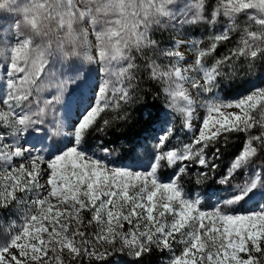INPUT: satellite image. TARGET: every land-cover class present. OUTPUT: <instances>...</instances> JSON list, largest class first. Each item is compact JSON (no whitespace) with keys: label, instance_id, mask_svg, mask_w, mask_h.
Masks as SVG:
<instances>
[{"label":"snow or ice","instance_id":"6c2138e0","mask_svg":"<svg viewBox=\"0 0 264 264\" xmlns=\"http://www.w3.org/2000/svg\"><path fill=\"white\" fill-rule=\"evenodd\" d=\"M0 21V264L105 262L115 253L144 264L156 250L170 253L168 264H264V207L240 210L264 194V86L234 100L215 94L234 59L264 60V0H0ZM190 25L213 29L206 48L181 39L161 46L158 33ZM234 33L230 54L207 65ZM182 45L193 51L191 63ZM77 62L99 65L103 78L68 129L58 105L81 80ZM142 70L189 135L170 146L178 130L162 126L151 144L131 143L132 154L149 159L138 170L112 163L114 142L95 146L102 157L90 149L93 134L111 124L102 114L134 103ZM186 84L210 94L195 126ZM157 121L149 114L146 130ZM32 133L71 139L46 156L25 139ZM233 135L241 144L214 181L217 206L205 210L183 179L190 165L201 169L198 184L216 173ZM164 167L172 169L166 180Z\"/></svg>","mask_w":264,"mask_h":264},{"label":"rangeland","instance_id":"374dc122","mask_svg":"<svg viewBox=\"0 0 264 264\" xmlns=\"http://www.w3.org/2000/svg\"><path fill=\"white\" fill-rule=\"evenodd\" d=\"M209 4H214L215 0H208ZM4 21H0L3 23ZM243 26V25H242ZM222 25H217L214 29L215 31H219ZM255 27V26H254ZM186 31H183L180 34L174 32H161L158 33V38L160 39L161 46H171L174 44L176 39L187 40L188 43H192L193 41L199 42V47L206 48L207 45L210 43L208 40V36L213 29L208 28L205 25H190L185 26ZM239 39V33L233 34V47H235L237 41ZM231 48V49H232ZM229 49L228 51H230ZM182 50L185 52V59L188 63H191L194 60V53L191 48H185L182 45ZM214 55L210 57H205V63L207 65H211L215 62ZM261 60V59H260ZM183 63V62H182ZM231 63V67H225L224 71L227 73V79L230 78V75L236 70V75H240V77H244L245 75L252 74L255 72L254 80L251 82V87L256 86H264V64L261 66L260 63L263 62H253L251 65L248 61H245L243 58L239 60H233ZM77 66L81 68V80L76 84H69L65 90L63 103L58 105L59 115L66 119V127L70 129L71 125L76 122L80 112L87 106L90 102L93 90L97 84H99L102 80V74L100 72V66L97 64H79L77 62ZM72 75V73H68L65 70V77ZM147 75L145 71H141L139 73L140 80ZM191 75H195L192 73ZM85 76V79L83 77ZM139 80V82H140ZM188 88L190 95L192 96L193 100L195 101V112L193 114V124L194 126L199 123L200 117L204 112L202 107H199L200 104L203 103V97L210 95V94H202L200 96L197 95V91L192 89L190 84L185 85ZM249 89V90H250ZM248 90V91H249ZM51 91H46L43 93L44 96H48L51 94ZM247 91V92H248ZM215 94L219 95L222 98L228 100H234L239 96L229 97L226 98L223 96L219 86L215 89ZM163 112L158 116V121L155 126L150 130L147 134H145L144 138L141 139L139 142L141 143H148L151 144L153 142L152 137L157 135L162 126H169L174 127L178 130V134L176 138L171 141L170 146H175L181 143L187 142L188 133L181 127V114L177 112H173L170 110L166 105L168 102V97L163 94ZM118 113L122 114L123 109L120 110H110L103 115L105 119H115L118 116ZM3 130H0L2 133ZM254 133H258V129H253ZM96 135L100 136L98 133L93 134V138L91 139V144L94 146L93 149L90 151H95L97 156L102 157V153H100L95 146L99 145L100 140L95 139ZM242 135V134H241ZM145 138H148L145 140ZM25 139L30 140L31 143L35 144L37 150L40 148H44L43 154L54 155L56 152L61 150L67 143L68 140L71 139L70 136L65 135L64 137H57L56 140L47 139L44 133H32L25 137ZM105 142H112L108 137L104 140ZM241 144V137L233 135L232 139L229 141L227 147H223V152L221 158L219 160L214 161L218 165L216 169V173L211 174L210 178L203 180L202 183H196V176L201 171L198 166L190 165L191 168L194 169L190 173V175L185 176L183 179V186L186 192H189L192 198L199 197L201 200V207L205 210H212L215 206H217V191L218 185L215 184V179L218 177L220 173L225 170V165L229 164L231 161L224 163L223 157L228 156L238 148ZM113 147L117 149L116 153L110 158L112 163H114L118 167H128V168H135V169H142L146 168L149 159L146 158L143 154L142 150H138L136 153L132 154L130 148L128 146L119 143V144H112ZM224 155V156H223ZM259 163V161H257ZM172 169L164 167L160 170V178L162 180H166L171 175ZM237 179H241L238 177ZM0 182H2V177H0ZM19 195V194H18ZM261 207H264V194H257L253 197L252 200L248 201L243 207L240 209L241 211H258ZM90 214H85V219H90ZM127 227V226H126ZM182 248V245H176L175 250L179 252ZM134 258L129 257L124 253H115L108 258L105 262H97V261H88L84 260L83 264H129ZM170 259V253L167 251L161 252L159 250L154 251L149 257H146L144 264H168V260Z\"/></svg>","mask_w":264,"mask_h":264},{"label":"trees","instance_id":"16d2710c","mask_svg":"<svg viewBox=\"0 0 264 264\" xmlns=\"http://www.w3.org/2000/svg\"><path fill=\"white\" fill-rule=\"evenodd\" d=\"M232 46L233 39L229 42H223L218 46L216 53H213V55L218 58L229 55L230 51L228 50L231 49ZM256 61L263 62L264 60L257 59ZM263 64L264 63H260L261 66ZM233 71L234 72L230 75L229 79H227V76H224L221 77L218 82V86L223 96L226 98L241 96L246 93L250 89L251 82L254 80L256 74L253 72L252 74L245 75L241 78L240 75H236V70ZM162 100L163 95L158 91L157 85L150 81L147 78V75H145L139 82V90L134 96V103L124 106L127 111L123 112L121 115L126 118H118L117 116L115 119H109L111 124L107 128V132L98 133L100 136L96 135L95 139L99 137V140L104 141L106 137H108L115 144L122 143L130 148L131 143L143 139L145 134L155 126L157 122L152 124L151 128L146 130L145 124L149 114L159 116L163 112ZM232 154L228 156L223 155L224 163L231 161ZM143 260L145 261L146 257L143 258Z\"/></svg>","mask_w":264,"mask_h":264}]
</instances>
